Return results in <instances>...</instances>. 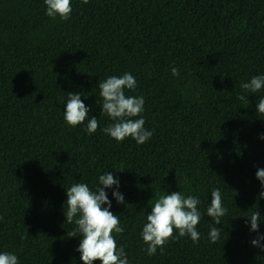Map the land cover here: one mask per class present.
Listing matches in <instances>:
<instances>
[{"label":"trees","instance_id":"1","mask_svg":"<svg viewBox=\"0 0 264 264\" xmlns=\"http://www.w3.org/2000/svg\"><path fill=\"white\" fill-rule=\"evenodd\" d=\"M71 4L70 18L54 21L44 0H0V252L15 253L19 264H84L81 238L67 236L75 225L66 221V191L75 183L94 190L113 172L125 197L118 203L116 186L105 189L125 229L113 235L130 264H264L249 217L260 212L264 234L256 177L264 168V90L241 87L264 75V0ZM125 72L138 82L126 95L145 98L142 116L153 130L142 145L102 131L111 120L101 115L99 81ZM69 92L81 94L88 119L97 117L95 133L85 131L87 119L65 122ZM217 188L228 209L219 225L206 211ZM173 191L200 200L199 244L185 236L149 256L146 216Z\"/></svg>","mask_w":264,"mask_h":264},{"label":"clouds","instance_id":"2","mask_svg":"<svg viewBox=\"0 0 264 264\" xmlns=\"http://www.w3.org/2000/svg\"><path fill=\"white\" fill-rule=\"evenodd\" d=\"M44 2L47 6L46 15L54 21L57 17L67 21L73 12L71 0H44ZM81 2L87 4L89 0H81ZM171 74L178 77L179 69L172 67ZM137 84V80L130 72L119 76L111 75L99 81L101 100L97 102L101 103V115L111 120L102 131L117 142L131 137L137 144L142 145L153 136V130L145 128L146 121L142 116L145 110V98L126 95V90H135ZM241 87L245 92L251 93L264 90V75L252 76L248 82L242 83ZM238 98L246 99L244 95ZM257 109L258 114L264 116V98L259 99ZM88 117L89 108L81 100V94L67 93L63 117L65 122L70 127H76L87 119L85 131L91 135L97 131L99 123L97 117L93 116L90 119ZM261 139H264V134L261 135ZM256 177L261 181L264 189V168L258 169ZM114 185L116 189L113 191V196L118 203H125L124 195L118 190L119 180L113 172L100 175L94 190L86 183H75L67 188L66 221L75 225L67 236L81 238L77 251L81 253L80 259L84 264H94L97 260L101 261V264H130L124 247H118L113 235V233L123 235L125 231L119 216L110 211L112 203L105 191ZM211 196V203L206 210L207 215L214 220L215 225H219L228 209L222 206V195L218 188L212 190ZM259 198H264V190L258 194ZM105 204L107 207H104ZM199 204L200 200L196 196H185L181 191L159 195L151 205L152 211L147 214L146 223L141 231L142 240L147 245L146 254L154 256L158 249L163 254L170 240L185 236L194 244H199L200 232L197 230L201 219ZM260 216L259 211L249 216L251 230L258 233L251 243L264 248V244H261V241H264V234H259ZM174 230L178 231V235L174 234ZM208 237L211 243H216L220 239V228L211 227ZM0 264H19L18 256L9 251L0 252Z\"/></svg>","mask_w":264,"mask_h":264}]
</instances>
